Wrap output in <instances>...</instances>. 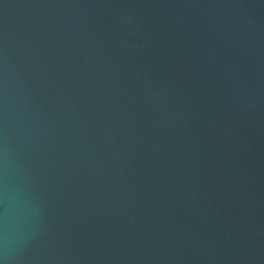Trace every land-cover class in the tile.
<instances>
[{
	"label": "water",
	"instance_id": "95a60500",
	"mask_svg": "<svg viewBox=\"0 0 264 264\" xmlns=\"http://www.w3.org/2000/svg\"><path fill=\"white\" fill-rule=\"evenodd\" d=\"M0 264H264V0H0Z\"/></svg>",
	"mask_w": 264,
	"mask_h": 264
}]
</instances>
